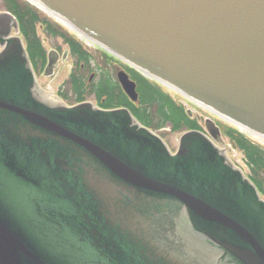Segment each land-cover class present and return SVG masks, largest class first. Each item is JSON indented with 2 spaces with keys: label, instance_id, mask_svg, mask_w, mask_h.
Wrapping results in <instances>:
<instances>
[{
  "label": "water",
  "instance_id": "95a60500",
  "mask_svg": "<svg viewBox=\"0 0 264 264\" xmlns=\"http://www.w3.org/2000/svg\"><path fill=\"white\" fill-rule=\"evenodd\" d=\"M37 1L71 27L174 86L189 99L264 136V0ZM0 22L9 29L7 17L0 15ZM17 49L18 57L7 53L3 58L15 68L6 69L0 64V73L13 71L23 82L0 84V95L17 96L34 91L24 52ZM125 78L120 75L125 91L135 99L133 84ZM55 107L57 112L71 115L69 120L97 134L127 122L129 135L123 138L128 144L140 143L142 139L134 134L146 131L130 116L126 115L125 121L117 119L123 110L105 113L91 109L88 104L69 109ZM206 126L218 140V130L209 121ZM4 128L21 142L50 148L51 155L62 156L64 152L65 156L76 159L89 189L105 199H109L115 187L124 190L123 194L129 198L130 191L136 188L175 198L174 202L160 200L158 207L166 203L172 206H164L158 212L157 224L151 218L145 221L136 218L133 210L122 219L129 227L143 231L149 259L166 264H264V228L247 220L239 211L226 215L196 196L167 187L146 176L137 165L101 149L28 104ZM120 131L117 137L124 132L122 128ZM148 134L139 135L153 138ZM190 139L202 140L213 149L196 132L181 137V148ZM106 141L110 146L116 139ZM39 150L47 152L46 148ZM96 159L110 164L118 179L105 178L100 168L106 164ZM0 164L14 174L6 164ZM29 167L39 170L34 163ZM17 184L11 179H0V264H72L58 259L51 244L35 235L29 214L23 212L35 203V188L24 180H17ZM206 222L226 231L229 242L215 236L220 235L217 231L215 235L205 233L202 223Z\"/></svg>",
  "mask_w": 264,
  "mask_h": 264
},
{
  "label": "flooded vegetation",
  "instance_id": "af4514ba",
  "mask_svg": "<svg viewBox=\"0 0 264 264\" xmlns=\"http://www.w3.org/2000/svg\"><path fill=\"white\" fill-rule=\"evenodd\" d=\"M0 2L4 10L2 0ZM0 34H2L1 29ZM52 39L57 43L47 47V42ZM4 47L5 44L0 45V52L4 50ZM29 48L32 72L39 88L34 87L33 93L26 91L17 96L0 95V150H3L0 163L10 167L17 176L0 164V179H11L16 185H18L17 180H24L29 182L36 191L46 189L44 197L48 200L49 209L39 212L37 206L33 205L29 212L34 224L38 222L46 224L45 230H35V235L52 243H60L61 248L57 249L59 255L76 261L82 260L83 264H104L100 262L102 259H108L113 264L120 260L123 264H129L135 260L142 264H150L141 248L129 244H133L134 241L122 230L123 222L111 220L110 201L89 189L83 178L82 168L76 159L69 155H51L49 150L46 153L41 152L39 150L41 147L19 141L8 134L4 128L10 119L18 116L24 104L35 107L41 114L62 123L63 116L56 112L55 106L50 105L60 100L65 104H74L88 99L95 103V98H98V104L103 106L117 103L129 106L117 82L119 70L125 71L136 82L139 92L145 91V84L134 75L127 64L104 50L69 44L68 35L57 29H40L36 37L30 41ZM47 48L63 57L57 62L50 77L45 76L43 71ZM10 54L18 57L15 51ZM0 64H4L6 69L15 68V65H9L5 61ZM63 73H66L65 79L56 90L52 87V93H50L51 88L47 85L53 86L52 82ZM7 82L22 83L23 80L13 71L0 73V84ZM25 83L28 87L30 80L27 79ZM84 96V99L76 101ZM70 126L79 129L75 124ZM117 153L122 159H126L122 151ZM32 163L38 165L43 173L33 171L29 167ZM135 165L138 166V164ZM180 167L176 163L167 167L150 161L143 171L150 177L166 179L174 183L176 175L179 183L187 191L210 201V204L221 211L229 208L236 209L243 202L254 203L253 189L239 174L214 175L211 168L180 172ZM100 171L109 180L118 179V176L104 165H101ZM123 191L120 190L121 200L126 205L130 202V198L123 194ZM41 198V195L33 197L35 202ZM236 210L242 211L239 208ZM261 211V208L256 205V214H260ZM208 229L217 231L221 236H227L226 231L217 229L213 225H208ZM64 244H74L75 247L69 248ZM127 253H129L128 259L125 260Z\"/></svg>",
  "mask_w": 264,
  "mask_h": 264
},
{
  "label": "trees",
  "instance_id": "16d2710c",
  "mask_svg": "<svg viewBox=\"0 0 264 264\" xmlns=\"http://www.w3.org/2000/svg\"><path fill=\"white\" fill-rule=\"evenodd\" d=\"M37 18H38L37 14H33V20L36 21ZM26 21H28V20L26 19V20L22 21V25L24 26V30L28 31V32L33 31L34 25L31 26L30 22L29 21L26 22ZM158 97L162 98V97L157 96V95L152 96V98L155 99L156 101H160L158 99ZM162 107H163V111H165L166 108H165L164 102H163ZM173 113L178 120L183 119V121L178 125V127L183 125V124L191 125V126L195 124V121L189 120L186 117V115H185V113L181 107H178V111H174ZM174 128H176V127H174ZM227 133L231 137L232 141L235 143L236 147L243 152L246 160L248 161V163L250 165H252L254 171L259 173V175L263 176L264 175V150L257 145L251 144L248 140H246L242 136L238 135L234 130H228ZM257 183H258L259 187L261 188V190L264 191V188L262 186L263 180L259 179V181Z\"/></svg>",
  "mask_w": 264,
  "mask_h": 264
},
{
  "label": "rangeland",
  "instance_id": "374dc122",
  "mask_svg": "<svg viewBox=\"0 0 264 264\" xmlns=\"http://www.w3.org/2000/svg\"><path fill=\"white\" fill-rule=\"evenodd\" d=\"M57 42L52 39L50 40L49 42H47V47H50L52 46L53 44H56ZM66 77V73H63L58 79L54 80L52 82V85H53V88L54 90H56L57 88H59V84L62 82V80H64ZM196 111L198 112H201L203 114H207L206 112L198 109V108H194ZM209 116V115H208ZM178 135L179 133L177 134H174L173 136L170 137V141L172 142V145L176 144L177 140H178ZM228 155L230 156V158L237 164L239 165L244 171H247V167L244 165V162L242 160V157L240 156L239 153H236L235 151L233 150H230V146L228 145Z\"/></svg>",
  "mask_w": 264,
  "mask_h": 264
},
{
  "label": "bare ground",
  "instance_id": "6f19581e",
  "mask_svg": "<svg viewBox=\"0 0 264 264\" xmlns=\"http://www.w3.org/2000/svg\"><path fill=\"white\" fill-rule=\"evenodd\" d=\"M31 1H33V0H31Z\"/></svg>",
  "mask_w": 264,
  "mask_h": 264
}]
</instances>
